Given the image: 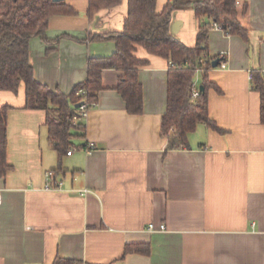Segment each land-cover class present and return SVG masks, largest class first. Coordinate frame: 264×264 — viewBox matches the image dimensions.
Wrapping results in <instances>:
<instances>
[{"label": "crops", "instance_id": "crops-1", "mask_svg": "<svg viewBox=\"0 0 264 264\" xmlns=\"http://www.w3.org/2000/svg\"><path fill=\"white\" fill-rule=\"evenodd\" d=\"M166 1L156 0V9ZM65 2L75 13L52 16L49 41L30 38L29 56L37 81L68 93L85 79L89 57L114 51L111 40L86 38L120 30L127 0L92 16L88 0ZM238 19L246 40L222 28L207 35V56H224L207 72L219 88L208 89V115L222 131L199 123L187 145L171 148L161 132L167 60L140 45L135 55L147 60L138 68L142 112H127L115 89L121 72L103 69L97 102L82 118L84 134L61 157L48 139L45 111L24 107L23 85L0 90V104L9 106L11 166L0 176V264H53L56 257L75 264H264V123L250 83L252 70H264V0H241ZM202 20L191 8L174 9L169 29L192 46ZM47 171L59 189L44 187ZM130 243H147L149 252L125 253Z\"/></svg>", "mask_w": 264, "mask_h": 264}, {"label": "trees", "instance_id": "trees-1", "mask_svg": "<svg viewBox=\"0 0 264 264\" xmlns=\"http://www.w3.org/2000/svg\"><path fill=\"white\" fill-rule=\"evenodd\" d=\"M121 0H88L87 15L92 16L102 8L112 7ZM191 8L203 19L196 43L186 45L172 35L169 29L170 15L174 9ZM246 9L245 4L242 11ZM75 11L65 0H0V90L17 92L22 84L24 107L45 111L48 139L58 150V156L66 153L72 138L84 134L82 119L74 120L79 104L92 107L102 89L101 74L105 68L120 71L115 89L121 95L130 114L143 109L142 86L138 68L147 60L135 55L137 45L148 53L167 60L166 108L161 118V132L167 134L169 147L177 143L187 145V135L199 123L222 131L208 115V89L219 90L208 79V70L217 56H207L208 30L214 24L230 34L247 39V28L238 19L236 0H167L160 10L156 0H127V13L120 30L90 33L86 40H111L114 51L108 56H91L87 60V75L75 83L68 93L52 90L37 81L29 56V40L45 36L49 20L54 15H70ZM224 56L218 58L223 59ZM199 74L198 85L194 76ZM250 83L260 95V120L264 123V75L252 70ZM200 86L203 88L200 89ZM194 89L197 95L193 96ZM78 104V106H76ZM7 104H0V176L11 168L6 160L7 151ZM171 130V133H170ZM173 130V131H172ZM148 253L147 243L126 244L124 252ZM53 264H75L73 260L56 257Z\"/></svg>", "mask_w": 264, "mask_h": 264}, {"label": "built area", "instance_id": "built-area-1", "mask_svg": "<svg viewBox=\"0 0 264 264\" xmlns=\"http://www.w3.org/2000/svg\"><path fill=\"white\" fill-rule=\"evenodd\" d=\"M240 2H241V0H236V5L238 6L240 4ZM214 28L221 29L222 27H221L220 24H214ZM261 72L264 75V70H262ZM197 93H198V91H197V89H195L193 91L192 95L195 96V95H197ZM78 107H79L78 114H77V116L74 115V117H73L74 120L84 118L86 116V114H87L88 109H89L85 102H81ZM88 146L92 147V145H90V144ZM66 153L70 154L71 150L70 149L67 150ZM60 186H61V182L60 181H53V171H47L45 173V185H44V187L47 188V189H59ZM85 191L86 190L81 191V194L85 193ZM1 201H2V195H1V192H0V203H1ZM148 228L149 229H153L154 227H153V225L150 224ZM159 229L160 230L164 229V225H159Z\"/></svg>", "mask_w": 264, "mask_h": 264}, {"label": "water", "instance_id": "water-1", "mask_svg": "<svg viewBox=\"0 0 264 264\" xmlns=\"http://www.w3.org/2000/svg\"><path fill=\"white\" fill-rule=\"evenodd\" d=\"M218 62H219V59H214L213 62H212V65L215 67L218 64ZM202 88L203 87L200 86V89H202ZM76 106H78V104Z\"/></svg>", "mask_w": 264, "mask_h": 264}, {"label": "rangeland", "instance_id": "rangeland-1", "mask_svg": "<svg viewBox=\"0 0 264 264\" xmlns=\"http://www.w3.org/2000/svg\"><path fill=\"white\" fill-rule=\"evenodd\" d=\"M195 90V89H194ZM173 131V130H172ZM170 133H171V130H170Z\"/></svg>", "mask_w": 264, "mask_h": 264}]
</instances>
